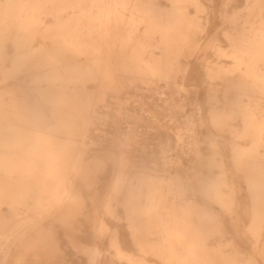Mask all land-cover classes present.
Segmentation results:
<instances>
[{
	"label": "bare ground",
	"instance_id": "bare-ground-1",
	"mask_svg": "<svg viewBox=\"0 0 264 264\" xmlns=\"http://www.w3.org/2000/svg\"><path fill=\"white\" fill-rule=\"evenodd\" d=\"M155 2L0 0V264H64L57 261L65 255L54 224L70 228L85 216L101 222V195L105 211L123 208L143 247L146 236L137 223L155 226L170 264H252L238 248H228L222 239L226 233L208 206L229 209L235 201L224 162L217 159V142L206 155L193 124L178 129L177 146L196 158L189 176L182 158L163 155L166 177L153 178L137 148L138 131L125 126L121 116L107 117L108 91L125 93L134 81L113 80L112 57L129 52L136 23L153 20L152 31L168 48L185 42V29L193 28L181 5L198 6V0H170L172 8L159 14ZM127 6L138 14L128 21ZM253 11L254 22L236 20L225 34L231 50L219 54L230 63L214 62L207 75L225 85L222 106L212 105L209 116L216 137L227 128L231 135L235 167L251 194L249 232L258 239L264 229V106L258 98L264 97V0H256ZM135 60L124 67L125 75L143 70L159 80L171 76L170 65L143 66ZM119 100L127 109L129 100ZM110 123L118 151L107 144L103 127ZM157 123L170 141L174 129L164 115ZM99 134L101 143H95ZM215 168L221 170L218 175L212 174ZM143 185L150 190L147 204L140 199ZM84 251L91 264H98L99 247ZM163 253L160 249L161 258Z\"/></svg>",
	"mask_w": 264,
	"mask_h": 264
},
{
	"label": "rangeland",
	"instance_id": "rangeland-1",
	"mask_svg": "<svg viewBox=\"0 0 264 264\" xmlns=\"http://www.w3.org/2000/svg\"><path fill=\"white\" fill-rule=\"evenodd\" d=\"M255 1L198 0V6L181 5L193 28L185 29L184 34L187 38L185 42L178 41L170 48L161 45L160 37L152 31L153 20L137 22L136 38L129 52L123 57H119L117 53L112 57L116 65V79L113 80L134 81L130 83L125 93L116 89L109 90L106 103L110 107L107 116L110 120L113 119L112 115L121 116L127 121L125 126L127 124L134 126L138 131L137 148L139 153L145 154L146 174L153 178L166 177L161 173L163 165L161 162L165 160L163 155L169 156L168 158L173 161L178 157L182 158L186 164L183 173L189 176L188 166H191L196 158L187 153V148L182 150L177 146L175 133L178 129H185L188 124H193L195 131L201 135V150L206 155L213 151L212 141L217 142L219 151L217 159L224 162L228 184L235 191V201L229 209H223L213 203H209L208 206L217 215L221 228L226 233L222 239L228 248L231 246L238 248L242 257L252 264H264V229L258 239L249 232L252 215L251 194L244 175L235 167L230 144L231 135L227 128V131L222 133L223 137H216L217 133L211 125L209 116V108L212 105L222 106L225 85L222 80H212L207 75L213 69L214 62L221 61L225 65L230 63L229 59L219 54L221 51L231 50L225 34L231 30L236 20L240 25L247 17H250L252 22L255 21L257 16L253 11ZM171 8L170 0L155 2L156 14L169 11ZM125 16L128 21L129 17H137L138 14L127 6ZM10 52H13L12 47ZM135 59L143 66L153 63L170 65V78L166 81L145 76L143 70L125 75L124 67L135 64ZM176 86L181 88L180 91H177ZM119 98L129 100L127 109L126 106L119 104ZM258 98L261 106H264V97ZM162 102L168 105L160 108L159 104ZM262 111L261 114H264ZM125 113L130 116L126 117ZM163 115L174 129L171 131L170 141L157 123L158 118ZM236 127L241 129L240 122L236 123ZM103 128L106 130L109 148L118 151L119 142L112 143L114 138L112 123ZM101 140L100 134L93 139L95 143H101ZM242 143L250 144V141ZM220 172L219 168H215L212 174L218 175ZM224 191L228 193L230 189L225 188ZM149 195V187L143 185L140 188V199L144 204H147ZM100 198L103 222H96L85 216L81 222L72 224L70 228L54 224L60 248L65 255L64 259L61 258L57 260L58 262L91 264L89 255L84 250L96 245L101 251L98 264H170L169 254L161 244L162 238L155 235L157 231L155 226H150L145 221L137 223L138 231H143L146 236V244L143 247L137 235L133 233L123 208L114 206L113 212L109 213L103 206L106 196L101 195ZM74 233L79 237L74 239L67 235ZM160 249L164 252V258L160 256Z\"/></svg>",
	"mask_w": 264,
	"mask_h": 264
}]
</instances>
